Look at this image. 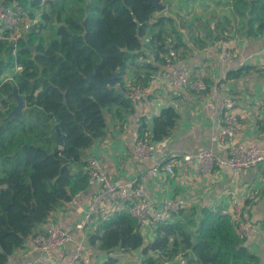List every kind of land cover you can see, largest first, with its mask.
<instances>
[{
	"label": "trees",
	"instance_id": "1",
	"mask_svg": "<svg viewBox=\"0 0 264 264\" xmlns=\"http://www.w3.org/2000/svg\"><path fill=\"white\" fill-rule=\"evenodd\" d=\"M0 2L19 3L30 8L31 16L38 11L40 18L31 28L29 45L21 41L16 54L0 41V264H7L56 210L89 186L87 150L107 135L110 117L133 109L126 80L131 67H143L146 49L166 64L160 56L166 46L164 27L174 19L156 17L150 0ZM232 4L242 22L239 31L248 37L264 34V0ZM149 34L146 44L143 38ZM16 63L23 71L13 82H3L5 71ZM142 63L149 71L132 82L149 86L150 71L159 66ZM244 71H230L227 78ZM112 77L115 86L98 85ZM13 91L24 98V108L8 119L17 104ZM179 120L175 107H165L150 124L141 118L139 138L161 141ZM178 217L156 228L153 240L145 244L135 218L115 210L99 218L88 242L108 254L114 248L142 249L145 264H167L181 254L184 264H262L229 218L210 209L199 216L184 211ZM101 264L119 262L108 255Z\"/></svg>",
	"mask_w": 264,
	"mask_h": 264
},
{
	"label": "crops",
	"instance_id": "2",
	"mask_svg": "<svg viewBox=\"0 0 264 264\" xmlns=\"http://www.w3.org/2000/svg\"><path fill=\"white\" fill-rule=\"evenodd\" d=\"M160 1L166 5V9L158 12L156 17L163 14L173 17L174 21L164 27L166 46L160 56L166 60V64L155 61L154 53L146 49V61L159 66L156 71H150L152 78L148 87L152 93L145 101L142 112L133 108L123 111L121 117H110L107 135L87 150L88 156L94 155L102 160L115 182L139 178L156 163L164 166L173 152L182 155L210 148L226 155L227 144L216 140V131L222 116L221 105L228 98L235 101L232 113L240 120L236 139L264 149V34L248 37L239 31L242 22L234 12L232 0ZM29 22L30 19L25 20V24ZM153 30L157 31L159 27ZM150 35L145 37L146 44ZM225 42L231 47L228 60L223 58L227 49ZM142 62L143 67L130 68L126 85L136 75L143 76L149 71ZM169 63L188 67L194 77L206 82V91L195 94L184 87L167 85L164 73ZM241 68L245 71L240 77L227 78L230 71ZM215 86L219 87L218 91H214ZM168 106L175 107L180 114L178 125L168 137L157 142L153 160L138 158L134 154V146L139 139L141 118L150 124ZM176 164L173 177L162 172L145 180L150 199L156 203L165 197H186L190 207L185 212L199 216L212 205L225 206L231 200L230 192L235 193L244 205L245 213L256 224V231L246 245L264 264V164L258 168H244L238 174L229 167H219L204 174L196 161L185 163L179 160ZM100 188L98 182L89 185L72 201L56 210L51 222L46 221L41 225L42 231L48 225L68 230L73 238L71 243L43 253L28 241L10 257L7 264H65L75 244L85 236L90 264H101L111 253L89 245L88 235L93 228L81 231L75 227ZM111 207L112 211L123 209L119 201L113 202ZM147 236L151 242L155 232ZM178 257L184 258L183 255Z\"/></svg>",
	"mask_w": 264,
	"mask_h": 264
},
{
	"label": "built area",
	"instance_id": "3",
	"mask_svg": "<svg viewBox=\"0 0 264 264\" xmlns=\"http://www.w3.org/2000/svg\"><path fill=\"white\" fill-rule=\"evenodd\" d=\"M45 1L43 0V2ZM30 16L29 7L19 3L9 5L0 2V41H5L12 46L14 54L20 49L21 41H28L34 23L40 21L39 16L34 19ZM26 19H30L29 24H25ZM143 42L146 43L145 37ZM224 44L227 49L223 53V58L228 60L231 57V47L228 42ZM22 71L23 66L16 63L5 71L2 81L13 82L15 76ZM164 80L169 86L184 87L195 94H201L207 89V84L202 78L194 77L188 67H178L174 63L168 64L164 73ZM218 89L219 87L215 86L214 91H218ZM151 93L152 90L148 86L133 82L126 85V97L138 112H142L145 101ZM234 107L235 101L233 99L224 100L221 105L222 116L216 131V140L227 144L226 155L210 148L182 155L173 152L170 154L169 162L164 166L156 163L139 178L122 183L115 182L110 177L100 158L89 155L86 164L89 185L98 182L101 184V188L94 195L82 220L76 224V229L84 231L87 228H93L94 230L99 218L112 212L111 204L115 201L121 202L123 210L128 211L135 218L138 230L145 237H148L150 232H155L159 226L178 217L190 207L188 199L183 196L165 197L160 202L154 203L148 195L145 180L158 176L162 172L173 177L176 174L175 167L179 160H183L185 163L198 162L199 169L204 174H209L219 167H229L236 174L244 168L261 167L264 164V149L257 144L247 145L236 139L240 120L236 114L232 113ZM156 149L157 142H153L149 137L139 138L134 146V154L144 161L153 160ZM230 194L232 197L228 204L222 207L212 205L210 210L229 218L238 237L248 243L256 231V224L245 213L244 205L235 193L230 192ZM46 221L51 222V216ZM86 238L87 236L83 237L75 244L74 250L65 264H90L91 257L88 253ZM28 241L36 250L50 253L65 247L73 241V238L68 230L57 225H48L46 229L32 236Z\"/></svg>",
	"mask_w": 264,
	"mask_h": 264
},
{
	"label": "rangeland",
	"instance_id": "4",
	"mask_svg": "<svg viewBox=\"0 0 264 264\" xmlns=\"http://www.w3.org/2000/svg\"><path fill=\"white\" fill-rule=\"evenodd\" d=\"M38 16L37 11L33 12V15L30 18H36ZM145 243L147 244L149 241L148 237L144 236ZM151 256H156L155 253H151ZM183 255V254H181ZM111 256L116 257L118 259L119 264H145L144 263V255L142 253V249L125 251L121 248H114L111 252ZM182 261H185V258L178 257L174 261L167 264H184Z\"/></svg>",
	"mask_w": 264,
	"mask_h": 264
},
{
	"label": "water",
	"instance_id": "5",
	"mask_svg": "<svg viewBox=\"0 0 264 264\" xmlns=\"http://www.w3.org/2000/svg\"><path fill=\"white\" fill-rule=\"evenodd\" d=\"M150 2L156 6L158 12H162L166 9V5L163 2H161L160 0H150ZM26 44L29 45L27 40H26ZM31 48L33 49L34 47L31 46ZM115 84H116V78L115 77L108 78L105 82L98 83V85H101V86H107V85L115 86ZM13 95L16 97L17 104L9 113L8 119L12 118L16 113H18L19 111H21L24 108V98L22 96H20L16 91H13ZM1 250H2V248H1Z\"/></svg>",
	"mask_w": 264,
	"mask_h": 264
}]
</instances>
